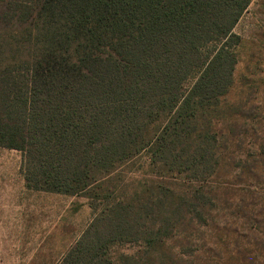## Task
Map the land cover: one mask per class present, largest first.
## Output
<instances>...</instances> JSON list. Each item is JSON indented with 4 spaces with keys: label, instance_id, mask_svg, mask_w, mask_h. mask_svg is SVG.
<instances>
[{
    "label": "trees",
    "instance_id": "16d2710c",
    "mask_svg": "<svg viewBox=\"0 0 264 264\" xmlns=\"http://www.w3.org/2000/svg\"><path fill=\"white\" fill-rule=\"evenodd\" d=\"M251 1L0 0V147L22 152L28 189L103 206L61 264H114L106 250L132 241L157 264L178 217L200 214L206 194L181 180L212 159ZM144 153L176 181L114 197L110 176Z\"/></svg>",
    "mask_w": 264,
    "mask_h": 264
},
{
    "label": "rangeland",
    "instance_id": "374dc122",
    "mask_svg": "<svg viewBox=\"0 0 264 264\" xmlns=\"http://www.w3.org/2000/svg\"><path fill=\"white\" fill-rule=\"evenodd\" d=\"M233 31L241 46L234 83L212 121V159L207 171L181 178L206 194L204 205L198 216L178 217L155 251L157 264H264V0H252ZM23 163L22 152L0 147V264H61L93 222V206L97 214L103 206L90 193L28 189ZM159 174L144 153L110 176L109 191L141 197L140 182L176 181ZM106 254L114 264L125 257L150 264L153 256L141 241L116 243Z\"/></svg>",
    "mask_w": 264,
    "mask_h": 264
}]
</instances>
